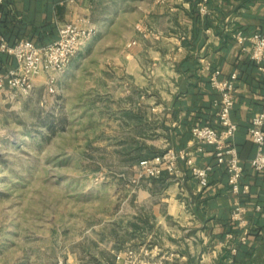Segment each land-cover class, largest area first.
Masks as SVG:
<instances>
[{"label":"crops","instance_id":"1","mask_svg":"<svg viewBox=\"0 0 264 264\" xmlns=\"http://www.w3.org/2000/svg\"><path fill=\"white\" fill-rule=\"evenodd\" d=\"M201 4L206 14L199 10ZM69 21L93 30L77 54L88 46V53L100 57L72 58L60 72L40 70L27 95L0 92V146L14 143L23 132L9 117L27 112L30 99L41 104L50 75L59 85L64 77L87 71L93 80L112 83L118 78L131 87L134 101L115 113L122 128L130 125L136 132L132 142L122 143L133 151V163L166 149H185L197 164L211 163L212 147L195 150L190 131L195 125L218 124V92L209 82L218 69L220 77L237 76L231 114L238 125L233 141L243 175L241 192L233 195L229 175L220 166L213 167L203 188L184 164L177 176L163 173L158 178L137 179L136 166L126 168L118 176L123 188L110 192L107 214L87 227V246L64 256L65 263L120 264L116 252L146 247L171 264H264V171L250 166L256 146L248 132L264 102V71L251 59L249 42L233 38L238 29L264 34V0H0V37L10 45L21 39L48 44ZM15 66L14 56L0 51V73ZM142 89L152 94L151 106L145 105ZM126 93L120 95L128 97ZM236 201L245 209L244 228L231 218Z\"/></svg>","mask_w":264,"mask_h":264},{"label":"rangeland","instance_id":"2","mask_svg":"<svg viewBox=\"0 0 264 264\" xmlns=\"http://www.w3.org/2000/svg\"><path fill=\"white\" fill-rule=\"evenodd\" d=\"M89 50L72 58L100 57ZM91 80L87 71L64 77L41 104L30 99L27 112L9 117L24 129L0 146V264H55L86 247L87 227L107 214L110 192L123 188L119 173L137 164L124 146L136 132L116 115L134 101L131 87L118 78ZM142 91L151 106L152 94Z\"/></svg>","mask_w":264,"mask_h":264},{"label":"built area","instance_id":"3","mask_svg":"<svg viewBox=\"0 0 264 264\" xmlns=\"http://www.w3.org/2000/svg\"><path fill=\"white\" fill-rule=\"evenodd\" d=\"M73 1V0H69ZM201 13L208 12L205 4L199 7ZM93 30L78 21L65 22L59 27L58 37L44 45H37L29 39H21L13 45L0 37V51L14 56L16 66L5 73H0V92L10 89L22 95H27L32 89V77L40 70L46 68L51 72H60L66 68L71 58L78 53L83 43L91 36ZM233 38L240 44L249 42L251 59L264 71V34L253 32L247 34L242 30H235ZM209 82L218 92V99L214 101L217 108V126L195 125L190 135L195 150L203 146H211L213 162L199 165L195 162L191 152L182 149H166L149 158H143L136 164L137 179L158 178L163 173L177 176L184 167L196 179L197 184L203 188L208 185L209 175L214 166L223 167L227 172L228 185L231 193L237 195L241 192V179L243 167L240 162L238 150L233 141L238 125L232 117L234 106L235 73L228 77H220V70L211 72ZM56 78L50 75L47 80L48 92H54ZM248 132L251 141L255 144L254 156L249 159L250 166L256 171H264V102L260 110L255 113L249 122ZM231 218L241 228L246 227L247 219L245 209L237 201L231 212ZM246 232L241 237L245 242ZM115 260L120 264H171L163 255L152 252L149 248H125L115 254ZM56 264H66L58 260Z\"/></svg>","mask_w":264,"mask_h":264},{"label":"trees","instance_id":"4","mask_svg":"<svg viewBox=\"0 0 264 264\" xmlns=\"http://www.w3.org/2000/svg\"><path fill=\"white\" fill-rule=\"evenodd\" d=\"M158 153V152H157ZM154 154H156V153H153L151 156H153Z\"/></svg>","mask_w":264,"mask_h":264}]
</instances>
